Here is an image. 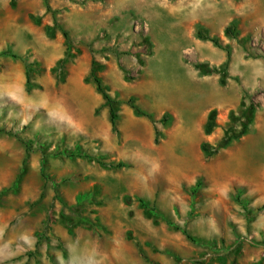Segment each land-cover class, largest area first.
Segmentation results:
<instances>
[{
  "label": "rangeland",
  "instance_id": "374dc122",
  "mask_svg": "<svg viewBox=\"0 0 264 264\" xmlns=\"http://www.w3.org/2000/svg\"><path fill=\"white\" fill-rule=\"evenodd\" d=\"M194 1L48 0V10L45 0H0V71L17 82L29 69L34 84L26 73L23 93L0 91V264H158L170 250L181 264L207 252L264 264V0H200L218 12L179 15ZM93 61L120 101L118 131L90 78ZM197 62L226 67V83ZM203 75L231 102L214 107L216 128L192 143L191 104L210 89ZM154 102L178 103L184 120L169 145L176 112ZM243 102L254 119L236 137ZM227 130L230 143L207 157L202 143L218 146ZM141 198L201 241L160 217L153 224Z\"/></svg>",
  "mask_w": 264,
  "mask_h": 264
},
{
  "label": "trees",
  "instance_id": "16d2710c",
  "mask_svg": "<svg viewBox=\"0 0 264 264\" xmlns=\"http://www.w3.org/2000/svg\"><path fill=\"white\" fill-rule=\"evenodd\" d=\"M45 4L48 10H51V7L49 5L48 0H45ZM50 26H47V29H49ZM51 29V28H50ZM226 34H231L233 33V30L230 26L226 27L225 29ZM64 34L66 37H68V33L66 31H64ZM197 36L201 39H208L211 40L212 42H214L216 45H220V41L217 37L215 36H210L208 35L203 29H198L197 30ZM67 56V55H66ZM64 61H66V57L59 60V63H63ZM195 67L202 72L203 74H211L213 72H220L221 73V78L220 81L222 84L226 83V67H215V66H210L208 63L206 62H197L195 64ZM102 66H98L96 65V62L93 61V65L91 68V72H90V78L94 81V83L96 84L97 90L102 94L103 98H104V105H106L109 108V114H110V120L112 123V127L115 131H118V121L120 118V114L118 112L119 110V103L120 101L112 96L109 93V90L106 86V84L103 81L102 76L99 74V71L101 70ZM61 71V69H60ZM27 88L31 89L33 87L34 84H32V80H31V72L29 69H27ZM130 103L132 104V107L134 108L135 112L139 115H146L148 117H152L151 114H149L148 112L142 110L136 103L133 102V99L130 100ZM243 110H242V117H243V123H242V129L241 131L236 135V137H239L240 135L244 134L247 132L248 130V126L249 124L253 121L254 119V105L250 104V105H245V102H243ZM217 126V110L211 109L207 120L205 122L204 125V131L206 134H210L213 132V130L216 128ZM158 140V139H157ZM232 140V137L229 135V130H227L225 132L224 137L222 138V140L220 141L219 145L216 147H213L209 142L204 141L202 143V149L205 152L207 157H211L214 154H216L218 152V149L221 147L226 146L227 144L230 143V141ZM76 153H81L78 149L76 150ZM76 153L71 152L70 155L74 156L77 155ZM82 155V154H81ZM45 161H43V167H45ZM45 174V171H43ZM201 188V183L198 182L193 186V189L198 190ZM141 202V206L144 208L145 214L147 217L152 218L154 220L155 223H159V219L158 217H160L161 219H164L166 221H168V224L173 226L176 229L181 230L184 234H186V236L192 240V241H201L198 240L197 238H195L189 231L187 228H185L184 226L178 224L177 222H175L172 218L164 215V213L158 211V209L154 208V207H150V203L144 199H140ZM160 212V213H159ZM158 213V214H157Z\"/></svg>",
  "mask_w": 264,
  "mask_h": 264
},
{
  "label": "crops",
  "instance_id": "0c3cea01",
  "mask_svg": "<svg viewBox=\"0 0 264 264\" xmlns=\"http://www.w3.org/2000/svg\"><path fill=\"white\" fill-rule=\"evenodd\" d=\"M197 1H200V0H195L193 2V4H194L193 8H190L187 11L186 10H184V11L180 10L179 15L182 16V15H185V13H187V14H193L194 16H196L198 14H203L205 16L207 14V16L208 15L213 16L218 12V9L212 5L207 10H201V8L199 6H195L197 4L196 3ZM232 8L235 9L234 13H242L241 8L238 5L233 4ZM205 20L207 21V18ZM22 69L23 70H21L19 75H18V81L17 82L13 79V75L11 72H9V70L0 71V91L1 92H4L6 94L9 91L12 94H15L16 91L17 92L20 91V93L24 92V89L26 87V76H25L26 72H25L24 68H22ZM107 74H108V76L106 78L109 81L114 82V86H116L117 84H122L121 83L122 80L119 77L115 76L116 77L115 79L112 77L113 76L112 71L108 72ZM201 77H202V80L204 81V83L208 84V87H210L209 90L203 89L205 91L204 94H207V97L213 95V101L212 100L210 101L209 99L206 98L205 103L204 102L200 103L199 108H198L197 104H191V108H194L195 112L197 113V117L194 121V126H193L195 128L196 138L193 140L194 142H192V143H197L201 139V136L205 134L203 129H204V125H205V122L207 120V117H208L210 110L216 106H223L226 104L229 105V103L231 102L230 98H227V96H225V94H223L222 90L216 86L215 78L214 79L209 78L210 75H203ZM16 89H18V90H16ZM163 107L172 108L176 112V116H177L176 122H175L174 126L172 127V129L170 130V138L168 137V141L166 142V144L169 145L170 140H171V136H174V137L177 136L180 128H183L184 120L180 117L178 103H175V104H172V103L171 104H168V103L164 104L163 103V104H161L160 108L155 107V109L161 110ZM206 135L207 134H205V136ZM207 136H210V134ZM179 143L182 145L184 144L183 142H179ZM184 148H186V147H184ZM246 171H244V175H247ZM244 175L242 174V176L240 178L241 180H247V177L245 178ZM147 218L153 220L152 218H149V217H147ZM161 222L162 221L160 220V222L158 224L157 223H153V224L159 225ZM167 225L169 227H171L172 229H174V231H176V232L177 231L182 232L181 230L176 229L169 224H167ZM200 237H207V236H200ZM170 251L166 252L169 255L168 257L162 256V257H156L155 258L156 261L158 262V264H181V260L178 259L177 255H175L174 253H172ZM224 257L225 256H221V255L215 256V254L212 255V253L210 254V252H207L206 254L202 253V257H200V259L198 261H195V262L197 264H227V262H225V263L223 262ZM253 261H256V260L254 259ZM253 263H251V264H253ZM141 264H146V263L141 262Z\"/></svg>",
  "mask_w": 264,
  "mask_h": 264
},
{
  "label": "bare ground",
  "instance_id": "6f19581e",
  "mask_svg": "<svg viewBox=\"0 0 264 264\" xmlns=\"http://www.w3.org/2000/svg\"><path fill=\"white\" fill-rule=\"evenodd\" d=\"M145 86H146V85H145L144 83H141V85L139 86V89H140V90L142 89L144 93H146V92H145L146 90H144ZM164 92H165V91H164ZM167 93H168V90H167ZM170 93H172V92L169 91V95H171ZM164 94H165V93H164ZM143 96H144V95H143ZM162 96H163V95H162ZM178 96H179V95H178ZM168 97H169V96H168ZM169 98H170V97H169ZM169 98H167V99H169ZM171 98H172V96H171ZM174 98H175V97L173 96V99H174ZM207 99H209L210 101H211V100L213 101V95L208 96ZM174 101H176V99H175ZM165 102H167V100H166ZM203 102L205 103V101H203ZM204 103H203V104H204ZM198 104H199V103H198ZM153 106H155L156 108H160V107H161V104H160V103H157V102H154V103H153ZM199 106H200V105H198V108H199ZM198 108H197V109H198ZM194 112H195V111H194Z\"/></svg>",
  "mask_w": 264,
  "mask_h": 264
}]
</instances>
